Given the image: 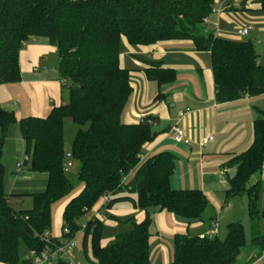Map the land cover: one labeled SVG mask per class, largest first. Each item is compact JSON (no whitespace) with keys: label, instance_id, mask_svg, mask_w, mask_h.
<instances>
[{"label":"trees","instance_id":"trees-1","mask_svg":"<svg viewBox=\"0 0 264 264\" xmlns=\"http://www.w3.org/2000/svg\"><path fill=\"white\" fill-rule=\"evenodd\" d=\"M214 1L0 0V85L20 81L19 53L28 39L46 38L56 48L58 71L68 98L44 118L18 121L29 156L24 163L31 172L48 176L43 192L27 194L32 202L28 210L12 207L13 195H23L4 192L3 147L9 126L17 120L13 112L0 107V263L30 264L19 255L20 241L37 253L52 248L43 240V234L51 229V207L74 190L65 169L63 125L67 119L76 127L68 158L77 161L83 188L63 210L62 231L68 230V234L62 233L64 238L74 239L82 227L81 217L105 197L108 202L101 209L132 201L139 210L158 208L187 223L202 221L208 206L203 192L170 187L174 155L144 156L145 144L155 137L148 118L133 125L120 120L133 91V70L121 66L120 43L123 38L131 46L192 41L197 50L210 53L217 103L264 94V66L258 64L252 42L206 32L205 20L213 12ZM259 3L264 11V0ZM146 62L142 72L147 79L158 85L175 81L172 69L158 61ZM224 167L234 169V175L226 177V200L247 196L252 264L264 254V235L257 233L259 223L264 224V211L258 206L263 184L264 115L253 122V141L248 149ZM151 224L147 214L142 222H133L131 231L117 234L102 247V222L92 218L83 230L85 237L92 231L90 262L153 264L149 257ZM226 229L224 239L218 236L219 230L216 236L204 239L176 234L171 264H237L246 246L244 227L235 222ZM53 242L61 245L56 239Z\"/></svg>","mask_w":264,"mask_h":264},{"label":"crops","instance_id":"crops-1","mask_svg":"<svg viewBox=\"0 0 264 264\" xmlns=\"http://www.w3.org/2000/svg\"><path fill=\"white\" fill-rule=\"evenodd\" d=\"M212 15H215L214 19L211 18ZM235 18L241 20V24H246L242 25L243 28L254 25L259 26L260 30L264 29V11L261 10L259 0H215L213 12L205 20L206 31L214 32L216 28L217 36L244 41L250 31L247 35L240 36L237 30L241 27L232 28ZM221 22L224 26L220 31ZM259 58L258 54L257 62ZM146 60L158 61L163 67L172 69L176 75L175 81L158 85L156 81L147 79L142 72L147 65ZM120 63L122 67L133 70V91L121 113V122L133 125L148 118L155 137L145 144L144 156L151 157L162 152L173 154L175 161L169 182L171 189L201 190L213 204L206 179L220 176L222 169V182L227 185L226 177L231 169H225L224 165L251 145L253 122L258 116L264 115V94L245 96L231 103H217L210 53L197 50L194 43L188 40L160 42L151 46H131L123 38L120 43ZM58 64L56 48L46 38L31 37L19 53L20 81L0 85V107L13 112L17 120L8 128L7 133L12 136L6 135L4 147L9 144L18 160L15 163V171L11 173V177L4 180L3 185L6 195H23L21 198L17 195L12 197L11 204L16 211L31 208V198L27 194L43 192L48 176L28 169V164L24 163L25 159L29 160V156L25 154V143L20 133L18 138L15 137V129H19L20 119L44 118L53 107L67 102V91L62 87ZM260 112L262 113L259 114ZM174 125L184 130L190 139L188 145L177 143L169 137L168 132ZM205 135H212L213 141L200 147ZM23 167L25 171L22 170ZM261 179L264 185V167ZM82 188L83 186L73 197L77 196ZM70 200L58 208L55 231L50 229L49 232L50 236L58 241L68 240L62 234V214ZM105 205L101 200L89 213L95 214L94 217L100 222L103 221L100 215H109L107 224L116 225L113 227L123 225L120 218H130L133 224L142 222L147 214L151 216L149 257L153 264H171L174 252L173 237L176 234H188L189 230L203 224V219L187 223L158 208L139 210L132 201H119L109 209H101ZM79 234L84 235V231H79L76 236ZM76 236L72 239L71 247H75ZM113 239L105 240L101 246L105 247ZM87 258L90 262L91 255Z\"/></svg>","mask_w":264,"mask_h":264},{"label":"rangeland","instance_id":"rangeland-1","mask_svg":"<svg viewBox=\"0 0 264 264\" xmlns=\"http://www.w3.org/2000/svg\"><path fill=\"white\" fill-rule=\"evenodd\" d=\"M214 16L215 15H212L211 18L214 19L215 18ZM233 21L235 22V25L234 27L232 26V28L241 27L240 29H242L243 28L242 25H246V24H241V20L237 18H235ZM223 26L224 23L221 22V25L219 26L220 31L222 30ZM246 28L250 31V35L244 37L243 40L252 42L256 53L259 54L260 56L258 60V64L264 66V29L260 30L259 26H254V25L253 26L247 25ZM207 30H209V28H207ZM238 31L239 30H237V33ZM15 130H16L15 137L18 138L20 133L18 127H16ZM75 132H76V127L71 123L70 120L68 119L65 120L63 125L64 150L66 155L65 162L66 165L67 164L71 165V167L68 168L67 176L73 183L74 190L71 194H69V196L55 202V204H53V206L51 207L52 232L55 231L56 215L58 213V208L64 202L66 203L68 200H70L82 187V184L78 178L79 165L74 158H68V156L71 153V146L74 140ZM10 135L9 133H7V137ZM3 150H4L3 165H4V180H5L7 177H11L12 175L11 173L15 171V163L17 162L18 159L15 153L13 152L12 147L9 144L6 145ZM24 169L25 168L23 167L22 170L25 171ZM223 172L224 170L221 169L220 176H211L206 179L207 189L209 194L212 196L214 203L211 204L208 201V206L203 215V221H202L203 224L197 228L189 230L188 234L190 237H199L201 235L209 236L212 231L213 221H215L218 222V226H219L218 236L221 239H224L227 234L226 231L227 226L230 225L231 223L240 222L243 224L244 227L246 246L241 250L240 255L237 259V264H250L254 253L250 249V243L253 237V233L251 230V225L248 217L247 196L243 195L236 197L233 200L227 201L225 196L227 185L226 184L223 185L222 182L224 180ZM228 175L233 176L234 169L228 170ZM28 202L30 203V201ZM258 204L260 211L261 212L264 211L263 184L259 194ZM94 216L95 214L88 212L81 217L80 224L82 225V227L80 231L84 230L86 223L92 218H95ZM100 216L102 217L103 220L101 243H104V241L107 239L114 238L117 234L127 233L132 230V222L130 221L131 220L130 218L128 219L120 218L119 220L123 225H121L120 227H113L116 225L111 226L107 224V221L109 220V215L103 213ZM257 233L259 235H264V224L262 222L259 223ZM91 234L92 231H90L87 237H85L83 234L77 235L75 240V247L69 248V258L72 260L74 264H91L87 258L88 256L90 257L91 255V250H90ZM59 242L60 244H64V243L71 244L72 239H68V240L60 239ZM18 252L19 255L24 259H27L28 254L30 253V251L26 248L25 244L22 241L19 242Z\"/></svg>","mask_w":264,"mask_h":264},{"label":"built area","instance_id":"built-area-1","mask_svg":"<svg viewBox=\"0 0 264 264\" xmlns=\"http://www.w3.org/2000/svg\"><path fill=\"white\" fill-rule=\"evenodd\" d=\"M216 31L217 30L215 28L214 29L215 34ZM248 32L249 30L247 28H242L239 29L238 34L240 36H245L248 34ZM168 135L173 141L177 143H182L185 145H188L190 143V139L187 137L184 130H182L177 125L171 127V129L168 132ZM211 141H213V136L205 135L201 140L200 147H204L206 144L210 143ZM70 166L71 165L68 164L65 169L68 170ZM107 202H108V197L103 198V203H107ZM218 227H219L218 223L214 222L212 225V231L210 237H214L218 234V230H219ZM63 234H68V230L63 229ZM205 237L207 236H202V235L199 236L200 239H204ZM43 240L46 244H48L52 248L47 249L45 251H41L39 253H37L36 251H30L28 257L30 264H57V262L60 260L65 262V264H74L72 260L69 258V248L71 247V244L64 243L59 246H56L49 232H45L43 234ZM252 264H264V254L261 255L259 258H257Z\"/></svg>","mask_w":264,"mask_h":264}]
</instances>
